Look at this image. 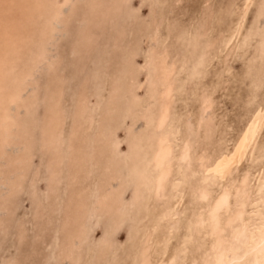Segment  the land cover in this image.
<instances>
[{"label":"rangeland","instance_id":"374dc122","mask_svg":"<svg viewBox=\"0 0 264 264\" xmlns=\"http://www.w3.org/2000/svg\"><path fill=\"white\" fill-rule=\"evenodd\" d=\"M163 59L176 152L158 200ZM5 70L23 90L0 129V264H157L171 223L165 260L200 209L195 186L264 120V0H0L1 82ZM187 140L191 164L179 157ZM256 144L232 174L252 188L264 123ZM214 183L217 195L228 180Z\"/></svg>","mask_w":264,"mask_h":264},{"label":"bare ground","instance_id":"6f19581e","mask_svg":"<svg viewBox=\"0 0 264 264\" xmlns=\"http://www.w3.org/2000/svg\"><path fill=\"white\" fill-rule=\"evenodd\" d=\"M61 14L60 9L57 15ZM7 73L6 70L3 71V81L0 80V104H4L3 113L0 116V129L8 128V121L12 119L10 105L19 104L18 101L23 90L22 84L19 83L21 80L15 81V87L11 90V84L7 79L8 77L5 76ZM173 73L174 67L170 71L169 65L163 59L155 76L161 85L162 89L158 94L163 100L162 109L155 120L156 126H154L158 131V137L150 160L151 167L157 173L153 179L152 188L158 200H163L169 195L166 183L172 172V160L176 152L173 133L164 132L169 118L171 96L174 92V84L171 80ZM263 123L264 120L256 122L236 144L234 151L224 160L219 171L216 173L207 171L202 182L195 186L194 195L200 200V209L189 220L186 236L183 237L172 256L165 260L164 255L168 248L170 236L179 227L178 224L171 223L172 226L165 235L163 234V239L161 238L164 244L160 253L161 260L157 264H184L187 253L186 245L189 242L193 246L198 242L194 248L195 251L196 249L199 251L198 256L192 260L194 264H264V178L258 179L253 188L251 187V176L246 172L241 179L232 180V174L239 164L247 155H251L255 151L256 141ZM57 126L58 124L54 126V129H57ZM179 157L183 163H192V145L188 140L184 141L180 148ZM199 161L201 167L206 169L205 158L201 157ZM230 179L232 182L229 181ZM226 180H228V184L224 185L217 195H213L212 183ZM183 181L185 182L184 179ZM260 206L263 209H260ZM249 208L251 209L249 210ZM170 211L168 213H171ZM175 215L177 214L174 213ZM199 239H202V243H199ZM143 260L144 264H150L148 258L145 257Z\"/></svg>","mask_w":264,"mask_h":264}]
</instances>
